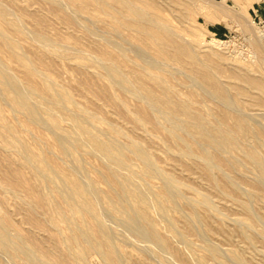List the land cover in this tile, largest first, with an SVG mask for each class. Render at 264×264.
Masks as SVG:
<instances>
[{
  "label": "bare ground",
  "instance_id": "bare-ground-1",
  "mask_svg": "<svg viewBox=\"0 0 264 264\" xmlns=\"http://www.w3.org/2000/svg\"><path fill=\"white\" fill-rule=\"evenodd\" d=\"M44 1L50 5H57V8L66 14L68 23L82 26L85 36L94 39L93 41L103 40V43L98 44L95 48V55L101 62L97 61L104 69L105 77L121 91L122 102L130 94L138 103V116L131 117L125 110L123 111L124 116L144 122L148 121L154 129L163 133L166 143L171 146L169 150L172 151L174 164L171 173L159 170L161 167L154 162L155 151L150 144L139 139L132 130H125L115 121L94 114L88 108L77 106L67 90L62 87L63 85H58L46 75L47 69L39 67L43 70L41 71L43 79L41 84L34 83L35 76L40 74V70H37L28 54L19 51L22 46L19 36L28 37L29 35L23 29L25 27L23 26L24 17L14 14L17 17L10 18L12 8L5 1L0 0V44L5 47L9 57L17 60L24 68V84L29 88L26 86L23 88L30 89L26 91H30L29 93L34 95L37 100L33 102L32 97L23 92L22 82L15 79L3 67H0V94H3L18 110L23 112L26 125L47 124L50 128L58 130V132L54 130L55 133L57 132L56 145L62 154L74 155L75 151L88 152L89 149L95 154H99L105 169L102 178L109 187L107 191H102L93 180L89 183L83 179L81 171L78 170L77 173L83 177V182L88 183L84 185L76 176V172L63 169L45 152L38 153L33 150L24 139L17 135V129L12 124L13 122L11 123L3 116L0 103V138L4 141V146L7 149L18 152L25 159L16 167H12L10 161L7 162L4 172L7 170L8 175L6 172L4 173L0 184L1 193L15 195L17 207L26 212L25 215L28 219L33 220L34 227L41 229L39 226L49 223L54 228L61 229V224L57 222L60 220L70 230L69 234L60 239L53 238L52 245L47 250H43L36 247L27 238L23 229L3 210L0 203V249L11 251V256L15 259L23 255L24 264H87L86 257L93 252L101 256L102 264H124L117 252L116 247L118 246L114 237L107 232V225L104 224L106 222L103 223L100 219V211L101 214L105 211L100 209V203H106L111 210L118 214L116 217H119L121 223L124 224V231L127 230V233H131L129 235L133 234V237H137L141 242L154 243V246L158 245L157 248L166 249L169 248L168 235L176 238L181 234V231H178L179 224L183 225L187 233H192L191 227L185 226L183 211L187 210L189 214L187 215L191 216L192 220H197L200 219L198 209L211 206L209 200L211 196L209 195L208 198L207 194L201 195L196 189V184L200 191L201 188L205 189L211 194L220 195L223 199L233 196L235 202L229 206V209L236 216L243 214L253 221L256 213L252 210L253 202L250 200L251 208L248 199L255 198L258 200V210L261 211L264 218V142L262 141L264 127H255L249 121L250 119L240 111L245 100L256 103L264 110V43L258 42L262 50L260 62L250 66L245 65L235 74V78L242 77L241 84L235 87L211 74L207 67H204V71L197 70L203 68H195L193 65L195 61L202 63L200 48L203 46L204 40L200 39L197 34L191 35L190 32L189 35L187 29L181 26L182 24L177 26L173 23L174 20H190L195 6L203 11L202 14L205 15L207 21H211L210 15H217L220 8L217 5L225 8L227 0H222V2L217 0H67L68 4L63 3L62 0ZM246 1L251 5L254 0ZM237 2L239 3V0ZM65 4L70 6L71 13L68 12L69 10L67 11ZM77 14H81L82 17L84 15V18L89 17L93 23H100L101 31L99 29L97 31L89 23L80 20ZM10 29L14 30L17 36L10 32ZM29 36L42 45L57 43L62 47L58 57H67L70 54L68 48L73 46L68 47L65 41L56 42L39 29H34ZM213 40L217 44L226 43L220 38ZM125 43L136 47V54L133 53L134 57L128 54ZM44 47L46 48V46ZM78 50L80 54L77 57L82 60L78 67L84 70L88 67L86 53L89 52L82 45ZM133 50L135 51V49ZM90 54L94 53L90 52ZM150 55L153 57H151L152 59L148 58ZM2 64H6V62L4 61ZM171 64L187 70V74L184 72V75H187L188 79L179 85L173 84L171 78L175 75L164 67ZM178 71L177 73H179ZM182 89L186 91L182 92ZM6 98L5 100L4 97L1 99L9 104L10 102ZM67 104L73 105L74 108L70 110L71 108ZM63 106L68 107L67 110L71 111L69 121L67 120L74 125L71 130H64L60 125L58 113ZM12 110L14 112L15 109ZM42 113L47 117H43ZM15 119L17 118L15 117ZM100 122L107 124V133L116 139L126 137L128 139L127 147L113 139H104L94 133L89 124L94 126V123ZM46 149L50 151L47 147ZM90 153L93 154V152ZM131 154L136 158L139 170L133 168L134 159ZM56 155L59 156L60 153ZM61 158L64 160L65 156ZM155 165L158 166V170ZM26 166L31 168L33 177H35L33 182L24 173ZM82 168V162L77 159L76 169ZM76 169L73 168V170ZM197 170L202 175V177L200 175L201 181H195L192 176L188 177L186 174L187 179L180 177L183 171L197 174L195 173ZM251 172H255L256 177H251L249 175ZM157 173H161L166 181L153 195L154 193L152 194L149 187L151 182L149 180L154 178ZM89 176L87 175V177ZM58 180L62 182V185L57 183ZM46 182L55 184L49 192L43 189V184ZM241 184L249 187V190L247 189L249 194L241 191L240 187L244 186ZM47 187L49 188V186ZM184 187L191 188L192 198L188 202L184 200L186 206L183 209L180 204L181 195L179 192ZM189 194L191 195V193ZM95 199L97 202L93 203ZM210 199L212 200V197ZM227 201L230 202L228 199ZM37 209L42 211L37 213ZM153 210L158 212L156 213L159 214L158 216L165 217L171 212L178 215L173 222L168 218L170 222L165 226L166 235L161 232L158 220L153 217ZM255 211L257 212V209ZM231 218L234 219V216L232 215ZM213 220L216 221L214 217ZM234 220L238 222L236 219ZM202 222L204 221L202 220ZM257 228H259L258 232L252 228L255 233L259 234V240L256 239V241L258 240L257 246H253L252 235L254 234L251 229H248L244 232L242 239L244 243L243 255L238 253L236 246L232 250L233 257L236 258L234 259L239 260L238 263L235 261L236 264L239 262L240 264H264V228L261 226ZM120 229L122 228L120 227ZM198 234L200 235V233ZM208 236L209 233L206 238ZM203 237L205 238V236ZM209 239H211L210 236ZM212 241L216 243L215 239ZM208 242L204 244L212 258L215 259L213 261L224 263L225 258L223 259L217 246L208 244ZM195 243L192 240L187 242L189 253L187 257H183L187 264H197L196 261H202L199 257L200 254H197L198 257L196 256L199 250ZM202 243L200 242L201 245ZM60 244L65 249V257L59 251ZM219 246L221 248V245ZM149 255L154 254L149 253ZM226 256L228 257L227 254ZM231 256L229 255V257ZM5 259H7L5 260L7 263L9 258ZM231 261L234 262L233 259ZM0 264L3 263L0 262ZM132 264H144V261L134 258Z\"/></svg>",
  "mask_w": 264,
  "mask_h": 264
},
{
  "label": "rangeland",
  "instance_id": "rangeland-1",
  "mask_svg": "<svg viewBox=\"0 0 264 264\" xmlns=\"http://www.w3.org/2000/svg\"><path fill=\"white\" fill-rule=\"evenodd\" d=\"M3 1L9 4V6L12 8L11 10L12 13L9 16L10 18H14L16 15L17 16L21 15L24 17L23 26L25 27H23V29L25 32L27 31L26 32L27 35L28 34L30 35V33L34 29H39L41 32L45 33L48 37L55 40L56 42L65 41L66 45L68 44L67 45L68 47L73 45L74 47L77 48L76 50V48L74 49L73 46L72 48L69 47L68 51L70 52V54L67 57H64V58L58 57L62 47L59 46L57 43L49 44V45H46V44L42 45V43L32 39L33 38L32 34H31L32 38L29 35L28 37L19 36V39L21 40V45H22L19 51L21 53H26V55L28 54L29 59L32 60L37 70L38 71L40 70V74L35 76L34 83L41 84L42 79H43L42 78L43 73H41V71L43 70L41 69H44V68L47 69L46 75L50 77L51 80L53 79V81H55L58 85L60 86L63 85L62 87H64L67 90L72 100L74 99L73 101L77 106L86 108V109L88 108L94 114H98L99 116H103V117H106L107 119L113 120L117 124H120L121 127L124 128L125 130H132L135 133V135L139 137V139H141L142 141L143 140L146 141V143L152 146V149L155 151L154 162L156 165L158 164V166L161 167L159 169L158 166L155 165V167H157L156 169L157 170L159 169L162 172L171 173L172 167L174 164L173 155L171 153L172 151L169 150L171 149L170 148L171 146H169L166 143L163 133L158 132L156 129H154L153 126L148 121L144 122L138 119L129 118V117L124 116V113H123L124 110L129 112L131 117L138 116L139 115L138 110H137L138 103L136 99L130 94H128L127 95L128 97H126L127 99L125 98V101L122 102L121 101V96H122L121 91L116 86H113L109 82V80L105 77V71L100 64L101 62L99 58L96 57L95 55V48L98 46V44L101 45L103 43V40L98 39V40L93 41L94 39L90 38L89 36H85L83 33L84 31H83L82 26L78 24L68 23L66 19L67 18L66 14L63 11L59 10L57 8V5H50L44 0H3ZM65 1L62 0L63 3H67V0ZM217 1L222 2V0H217ZM68 6L69 5H67V7ZM217 6L220 8L218 9V13H216L217 15H214V14L210 15L211 21H207L205 15L202 14L203 11L200 8L198 9L197 8L198 6L197 7L195 6L193 15L191 16L190 20L189 19L186 21L174 20L173 23L177 26L178 25L180 26L182 24L181 26L187 29L186 31L189 35L191 32V35L197 34L200 39L204 40L203 46L200 48L201 49L200 58L203 64L201 62H196V61L193 63L195 68H203V69H197V70L204 71L205 70L204 67H207L210 73L218 77L220 80L229 82L230 85L238 87L241 84L242 77L239 76L238 78H235V74L237 73V71H239V69L245 65L250 66V65L260 62L261 60L262 50H261V46L258 45V42L264 43V0H254L251 3V5L247 4L246 0H239V3L237 2V0L235 1L227 0V6H229V8H226L227 6L225 8H223L221 5H217ZM67 7H66L67 11L69 10L68 12L71 13L72 10L70 6L69 8ZM77 15L80 18V20H83L86 23H89L97 31L98 29L101 31L102 27L99 26L101 25L100 23H93L92 20L91 22L89 20L90 18L87 16H86L87 18L86 19L84 18V15L83 17L81 14H77ZM95 24H97L98 26H96ZM10 32H12L15 35L17 34L12 29H10ZM189 35H188V38L190 37ZM214 38H220L224 40L226 43L217 44L213 40ZM81 45L89 52V53H86V56L88 57V59H86V63L88 64V67L84 70H81L78 67L79 63L82 61L80 57H77L80 54L78 48L79 46L81 47ZM44 46H46V48ZM125 46L128 49V54L134 57L136 54L135 53L136 47L130 46V44L128 43H125ZM0 47H1L0 63L1 62L4 63V61L6 62V64L1 63L0 67L6 68V70H8L15 77V79H17L19 82L21 81L22 82L21 85L23 84L22 88L25 86L29 88L27 85L24 84V79H25L24 78L25 76L24 68L21 66V64L17 60L9 57L8 52L6 51L5 47H3L1 44H0ZM23 49L25 50V52ZM133 49H135V51ZM73 51H76V52H73ZM90 52L94 54L92 55L90 54ZM151 57H152L151 55L148 56V58L152 59L153 57L152 58ZM97 61H99L100 63ZM164 67L168 69L169 71L173 72V74L176 76V77L173 76V78H171V82L173 84L179 85V83L184 82L186 79H188L187 75H184L185 73L187 74V70L184 69L185 70L184 71L183 68L181 69L179 66H176V65L172 66V64L166 65ZM177 69L180 71H178ZM177 71L179 73H177ZM180 72H183V73H180ZM27 88H23L24 89L23 92H25V94H29V96L32 97L31 98L32 101L35 102L37 98L31 93H29L30 91L27 92L28 90H30ZM185 91H186L185 89H182V92H185ZM1 95L3 94H0V103L2 106L3 116L6 117L11 123L13 122L12 124H14L17 129V135H19L22 139H24L31 146L33 150H35L38 153L45 152L49 157L56 160L63 169L67 171L76 172V176L78 177V179L81 181L82 184L87 185L88 183L86 181L90 183L93 180L96 186H98L102 191H107L109 189L108 184L102 178V175L105 172V169L102 163V158L100 157L99 154L96 153L97 154L96 155L95 152L90 150L89 148H88L89 149L88 152L80 150L81 152L75 151L74 155L62 154L58 146L56 145V136H57L56 133L58 132V130H55L52 127H51L52 130H51L50 126H48L47 124H42L41 126L26 125L25 115L23 114V112L18 110L17 107L11 101H9L4 95L3 96ZM3 97H4V100L6 98V100H8L11 103V105L10 103L8 104L7 101L4 102V100L1 99ZM243 105H242L243 107L241 108L244 111L242 109L241 110L238 109V110L243 112V114L250 119L249 121L252 124H254L255 127H258V128L264 127L263 125L264 124V118H263L264 114L260 116L262 113H264L263 112L264 110L252 101L245 100ZM67 106L71 108V109L69 108L70 110L74 108L73 105L71 104H67ZM68 107L63 106L58 113L60 125L62 126L64 130H71L74 128L73 123L71 121L68 122L69 115L71 113L70 110H67ZM12 109H15L14 112ZM61 115L62 117L63 116L64 117L62 118ZM14 116L18 120L15 119ZM42 116L47 117V115H45L44 113H42ZM252 117L255 119V121ZM89 125L91 129L93 130V132L101 136L102 138L113 139L117 143L121 144L122 146L127 147L128 139L126 137L116 139L115 137L107 133L108 131H107L106 123H102V122L94 123V126L90 123ZM260 125H263V126H260ZM54 130L57 132L55 133ZM262 141L264 142V137ZM46 147L50 149V151L47 150ZM90 152H93V154ZM59 153L60 155L57 156L56 154H59ZM64 156L65 158L63 160L61 157H64ZM131 156L134 159V162L132 163L133 168L136 170H139V164L136 161V158L132 154ZM77 159H79L82 162L83 164L82 169H76ZM8 161L11 162L12 167H16L18 163L24 162L25 159H23L21 155H19L18 152L7 149L4 146V141H2V138H0V184L2 183V179L5 175L4 173L6 172V174L8 175L7 170L4 172V169H6V164ZM69 165L70 166L72 165V166L70 167ZM74 167L77 171L73 170ZM86 168L87 170H85ZM163 168L166 170H164ZM78 170L81 171L80 174L84 178L80 174L77 173ZM85 172L88 176L90 175L89 176L90 178L87 177ZM124 172H126V170H124ZM24 173L27 177L30 178L32 182L35 180V177H33L30 167L26 166L24 168ZM195 173L197 174H194V173L189 174L188 171H183L182 174H180V177L181 179L183 178L187 179V176L188 177L192 176L195 181H201L202 179L201 173L198 172V170L197 172L195 171ZM160 174L161 173L159 174L157 173V175L154 178L149 180L151 181L149 183V187L151 188L150 190L152 194L154 193L153 195H155L159 191L160 187L163 184H165L166 179L164 178L162 174L160 176ZM249 175L251 177L252 176L256 177L255 172H251ZM159 177H162L163 179ZM82 178L85 179L86 181L84 180L85 182H83ZM57 183L59 185H62V182H60L59 180L57 181ZM46 184H48L47 186H49V188L46 186ZM54 185H55L54 183L46 182L43 184V189L49 192L51 188H53ZM241 185H244V186H241L243 188L240 187L241 191L242 192L245 191L244 193L248 192L247 194H249V191H248L249 187H247V185L245 184H241ZM196 189L200 192L201 195L205 196V194H207L206 197L208 198L210 196L212 197V200L210 199L211 197L209 198L210 203H211L210 207H200L198 209V212H200L199 217L204 222H202V220H200L199 218L198 219L200 221L198 219L197 220L193 219L194 220L193 222V220L190 218L191 216H188L189 214L187 210L183 211V215L185 217L183 218L185 226L187 227L190 226L192 233L191 234L187 233L186 230H184L185 228L183 227V225L179 224L178 231H181L182 235L180 234L176 238L168 235L169 248H166V249L164 248L162 249L160 247L157 248L158 245L155 244L154 246L153 245L154 243L148 244V242L146 243V241L141 242V240H138L137 237H133V234L132 236L129 235L131 234L129 230H128L129 233H127V230L125 232L124 231L125 226H123L124 224L121 223L119 217H116L118 216V214L115 213L113 210H111L106 203H100L99 205L100 209L102 208L101 210L103 211L105 210L104 213L102 212L103 215L101 214V211H100V215H101L100 219L103 221V223L104 222L107 223V224L104 223L105 226L107 225L106 230L109 234H111L112 237H114L113 239L116 245L118 246L116 247L118 249L117 252L122 258V260L124 261L123 262L124 264H128V263L132 264V259L134 258H140L141 260L144 261V264H170V263L187 264L184 262L183 257L188 256L189 251L187 249L188 248L187 242H189L190 240H192L194 243L196 242L195 244H196L197 250H199L196 253V256L198 257L199 255L197 254H200L199 257L202 260V261L200 260L201 262L196 261L197 264L198 263L200 264H207V263L208 264H230V263L236 264V262L239 260L237 261L235 260L236 258L233 257L234 253L232 250L236 246L238 253L243 255L244 243L242 239L244 236V232L247 231L248 229L249 230L251 229L252 233L254 234L252 235L253 246L258 245L257 241L259 240V237H258L259 234L255 233V231L257 230L258 232V229H259L257 228L258 226L259 227L261 226L262 228H264V223H263L264 218L261 214V211L258 210L259 206H258L257 199L251 197L248 199V201L251 200L253 202V206L254 207L256 206L255 208L254 207L252 208L251 207L252 203L250 201L249 205L252 208V210H254V212L256 213L254 214V218H255L254 221L258 223L247 218L243 214H240L239 216H236L235 214H233V212L229 209V206H231V204L235 202V199L233 196L223 199L220 195L218 194L215 195V193L211 194L205 189L201 188V191H200V188L199 189L197 188V184H196ZM182 192L185 194L183 195ZM189 193H191V195ZM179 194L181 195L180 204L184 209L186 206L185 201L188 202V200H191L190 198H192V190L189 187H184L183 189H181V192H179ZM227 199L230 200V202H228ZM16 200L17 199L15 195L11 193L2 194L0 190V203L2 205L3 210L13 220L16 221L19 227L23 229L27 238L30 239L36 247L42 248L43 250H47V248L52 245L51 241L53 238L60 239L62 236L69 234L70 230L67 228L65 223L60 220H57V222L61 224V229L54 228L49 223H45L44 225L39 226L41 229L34 227L33 220L28 219L25 215L26 212L23 209H20L17 207ZM96 202H97L96 199L93 200V203H96ZM101 204L103 205L101 206ZM256 209H257V212L255 211ZM41 211L42 210L37 209V213H40ZM156 213H158L156 212V210L152 211L153 217H155L156 220H158V226L161 229V232L166 235L167 234V229L165 228V226L167 225L166 223H169L170 221L173 222L178 215L171 212L169 215L164 217V216H158L159 214L157 215ZM232 215L234 216V219H236V221L238 222H235V220L231 218ZM213 217L214 219H216L217 222L213 220ZM219 217H222V218H219ZM168 218L170 219V221ZM260 219H262L261 220L262 222L260 221ZM192 223L193 225L191 226ZM194 223L195 225L198 224L199 226H195ZM117 224L121 225L120 227L123 230L120 229V227ZM209 225L212 227H210ZM198 227H199L198 229L199 231L197 230ZM215 230L217 233L215 232ZM197 233H200V235L199 234L197 235ZM208 233L211 239H209V236L208 238H206ZM203 236H205L207 242L208 240H210L208 244L217 246L218 250L223 256V259L225 258L224 263H220L217 260H216L217 262L213 261L215 259L212 258L209 250H207V248L205 247V244L207 242ZM133 238H135L138 242ZM185 239L188 241H186ZM214 239L216 240V243L219 241L220 244L218 242V244L216 245L215 241H212ZM256 239L258 240L256 241ZM200 242L201 243L203 242L202 245L200 244ZM184 244L186 245V248ZM219 245H221L222 249L220 248ZM148 247L149 249H147ZM58 248H59V251H61L62 256L65 257L64 247L60 244ZM145 249L146 251H144ZM165 252L168 255L163 254ZM11 253H12L11 251L10 252L3 251L2 249H0V262H2L3 264H24L23 255L15 259L11 256ZM149 253H152L154 255H149ZM226 254L228 255V257L226 256ZM2 255L3 256L5 255V256L3 257ZM164 255L166 256V258H164L165 257ZM229 255H232L231 257L233 258L229 257ZM170 256H174V257H170ZM6 257L10 259V260L8 259V262L10 263L8 262L6 263L5 261L7 260L5 259ZM168 257L171 259H169ZM172 258L175 259L174 260L175 262L173 261ZM231 259H233L234 262L231 261ZM86 263L87 264H102V258L97 253L93 252V253H90L86 257Z\"/></svg>",
  "mask_w": 264,
  "mask_h": 264
}]
</instances>
